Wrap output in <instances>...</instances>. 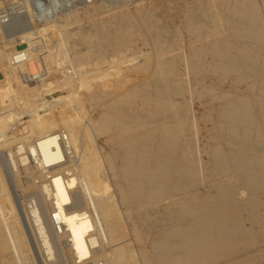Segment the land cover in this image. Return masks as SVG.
<instances>
[{
  "label": "bare ground",
  "instance_id": "1",
  "mask_svg": "<svg viewBox=\"0 0 264 264\" xmlns=\"http://www.w3.org/2000/svg\"><path fill=\"white\" fill-rule=\"evenodd\" d=\"M5 1L0 0V5ZM144 7L137 15L123 10L115 12L110 16L109 25L103 26V23L87 37L84 34L91 41V47L83 54L101 59L105 54L102 45L107 40L111 44L109 48L118 54L117 61H133L134 57L130 59L125 53L131 37L146 30L155 38L160 33L152 25L140 22L145 17L142 15L151 11ZM193 7L187 6L189 11L186 8L185 13H182L184 9L180 11L186 14V26L191 32L196 31L195 40L200 41L195 50L192 46L195 58L192 57L189 64L198 76L201 91L209 95L206 111L213 112V136L219 141L213 149L214 174L218 175L219 170L220 174L226 175L231 187L219 190L210 209L183 206V213L190 218L188 233L182 237L181 245L189 253L202 247L221 249L233 245L234 236L242 232L241 210L248 211L254 219L259 216L257 220L264 226V212L260 211L259 204L257 206L255 194L257 189H264V0H218L217 5L204 0V4ZM1 12L0 25L6 21V15ZM25 31L22 35L16 34L20 35L18 40L13 38L16 43L10 42L11 37L7 40L0 31L6 39L2 38L3 47H0V81L5 77L12 80L11 84L5 83L7 87L0 82L7 88L0 86V149H8L16 184L22 191L33 193V198L39 202L36 200V204L26 209V218L40 251L46 255V260L55 264H99L101 258L105 264H123L127 260V264H137V260L140 264H149V257L132 247L136 237L139 239L140 231L139 228L132 229L127 216L130 213H125L121 207L123 204L128 207L131 202L142 206L166 191H181L182 180L195 177L194 160L188 157L190 147L183 137L185 125L196 126L195 117L191 120L187 115L189 108L186 109L188 112L184 107L179 109L174 100L184 90L179 87L184 76L174 62L163 57L165 47L161 46V41L155 44L154 52L144 62L132 65V68L149 72V78L135 82L125 90L101 82L94 83L87 94L78 93L79 85L85 87L88 70L82 65L76 68L75 64L69 63L70 58L68 61L60 54H55L53 59L46 57L42 85L38 86L34 81L29 82L32 62H27L36 54V38L32 31ZM9 33L8 37L13 35ZM12 62L18 68L15 73ZM69 64L74 66L71 69L81 72L75 70L78 73H72ZM7 68L10 69L4 71ZM45 74L52 75V80H46ZM220 82L225 86L218 91L215 84ZM149 89L152 94L143 95L144 102L154 107L147 113L143 111L147 115H141L136 119L137 124L131 125L128 119L132 111H128L126 104L135 94ZM104 96L110 97L102 104L105 109L99 120L94 121L90 114L87 115L85 103L90 100L92 104L93 98ZM11 106L17 108H8ZM109 131H113L123 148L121 173L113 157L105 154L99 143V135ZM64 132H67L66 138ZM238 182H242L250 193L243 204L236 197L240 191ZM6 190L0 174V245L7 246L14 240L19 247H14L10 255L0 253V263L30 264L26 252L32 248V242L17 215L13 220L8 216L12 214V218L16 208ZM137 221L140 220L133 221L134 226ZM23 240L26 247L20 248ZM177 247L168 238L162 240L159 264H179L175 253Z\"/></svg>",
  "mask_w": 264,
  "mask_h": 264
},
{
  "label": "rangeland",
  "instance_id": "2",
  "mask_svg": "<svg viewBox=\"0 0 264 264\" xmlns=\"http://www.w3.org/2000/svg\"><path fill=\"white\" fill-rule=\"evenodd\" d=\"M211 1H213V3H216L217 5L218 0H211ZM198 2L204 4V0H94L92 2H88V0H76L75 4L73 5H67L68 3L66 2V0H53V2H50L48 0H7L0 5V11H2L1 14L3 13V15H6L5 17L6 21L1 23L0 31L4 33L3 34L4 36L6 35L5 38L7 40H11L12 38V40L10 41L12 43H16L17 42L16 40H18L20 35L26 32L25 31L26 29L32 31L35 34L36 45L34 44V46L38 50L36 49L35 52L36 54H34V56H31V59L29 58L30 60L28 59L27 61L29 63L32 62L31 66H29L28 64L29 66V72L27 71L28 75L30 74L33 75L34 73H36L35 71H38V69L40 68L39 73L36 74V77L38 79L34 78V79H30L29 81V82L34 81L35 85L37 84L38 86L42 85L41 77L44 76L43 72L45 71L44 70L46 64L45 59L47 56L48 57L50 56L49 58L53 59V57L55 58L56 56L55 54H60L61 56H64L68 61H70V59L71 61L74 60L73 62L70 61L69 63H73V65L75 64L76 68H80V65H82L81 67H84L83 69L88 70V73L86 75V79L88 76V80L85 83V87L84 85L83 86L79 85L80 87H77L78 93L80 92V94L82 95L87 94L89 90H91L93 86H95V84L98 85L101 82H103L102 84L108 83L107 85L112 84L111 88L112 87L116 88L118 86L117 89L125 90L135 82L146 81L150 76L149 72L141 68L140 69L136 67L132 68V65L134 62H136L134 64H139L144 62V60H146V57H149L152 54V52H154L156 47L155 44H157L158 42L160 43L162 41L160 44H162L161 46H163V48L165 47L164 48L165 53L163 54V57L168 58L170 59V61L174 62V64L177 66V69L180 70L182 77L184 76L183 77L184 81L180 84L179 87L180 88L184 87L183 89L185 91H188L185 92L184 90H182V92L180 91V94H177L179 96L175 94L176 96L174 98L173 95V98L177 102L178 105L177 107H179V109H181V107L182 108L184 107L186 111V109L189 108L188 110L189 113L187 115L191 120L195 117L193 120L195 121L196 123L195 127L197 128L194 127L195 128L194 129L192 127H188V125L187 126L185 125L186 130L185 133L183 134L186 144L188 145V147H190L188 149V157L194 160L193 164L195 165H193V171L195 173V177L192 179L187 177L186 179L182 180L183 189L181 191H169V192L166 191L162 196H157L153 198V200L148 202L147 204L142 206L139 205L141 208L138 206V204L134 202L128 204L129 205L128 207L125 204L122 205L121 207L122 210H124L125 213L127 214L130 213V215L127 216H129L128 219L130 218L128 221L132 229L139 228L138 230L140 231V237L139 239L136 237L137 241L135 239V244L132 247L134 249L136 248V250L143 253L144 255H147L149 257V264H159L162 258V256L159 253V243L165 238H168L169 240H171L172 243L178 245L175 253H176V257L180 261L179 264H264V226L262 227L261 223L258 222L257 219H259V216L254 219L251 217V214L246 210H241L240 212L239 216H241L240 223H241L242 232L240 235L234 236L233 245L221 249L212 248V247L211 248L202 247L196 249V251H192L191 253L185 251L183 249V246L181 245L182 237L184 236V234L188 233L187 224H188V219L190 218V215L187 216L183 213L184 211L183 206L192 207L196 209L197 208L210 209L214 203V197L218 195L219 190L223 188L230 189L231 187V181L226 175L220 174L219 170H217L218 175L214 174L215 165L213 163V149L215 145H218L219 141H217L213 136L214 134L212 128L213 112L206 111V107L209 106L207 103V101L209 100L208 99L209 95L206 94V92L201 91V87H199L200 84L197 82L198 76L194 73V70L189 64L191 60H193L192 57L195 58V56L192 55V53L195 54L194 50L196 49V47L200 45V41L195 40L197 39L196 33H194L196 31L191 32V30L186 26V21H185L186 14L184 15L182 13H185L187 6L195 7V5L197 6V4H199ZM143 5L146 6L144 7ZM142 7H144L145 9L148 8V10L150 9L151 11L150 10L149 11L152 12L153 14L149 12V14L148 13L146 14L148 15L147 17L146 15H142V17L143 16L145 17H143L144 19H141L142 17H140L139 18L141 19L140 22L144 23V25H152L153 27H155L156 30H158V33L159 32L160 33L155 38L152 37L151 32H150L151 34L149 35L148 33L149 30H146V32L143 33H141L142 31L136 32L131 37L132 41L130 40L131 42L126 47L125 53L130 59L134 57L133 61H129V62L127 61L119 62V60L117 61L118 54L115 53L112 50V48L111 49L109 48L111 47V44H109L107 40H105L102 45L103 49H105L104 50L105 54H103L104 56L101 58L102 60L96 57H93L94 58L93 59L92 57H88V55H86L87 51L91 47L90 46L91 41L88 38H86L90 32L96 31L95 28L99 27L100 25H103V23H104L103 26L109 25L111 23V17L115 14V12L123 10L129 12L132 15L133 14L137 15L138 11H140ZM104 8H106V10ZM22 9L25 10L26 12L23 11ZM180 11L182 13H180ZM187 11H189L188 8ZM7 14L9 15L7 16ZM181 16L184 17V20L183 19L181 20L182 18ZM102 19L103 20L106 19V21H103ZM92 20L94 23L91 22ZM98 21L100 22L96 23ZM3 25H6L8 28L3 27ZM87 29L88 32L86 31ZM7 32L8 33L12 32L9 34H13V35L12 36L10 35L8 37ZM2 33L0 35V47H3L2 44L3 39L6 40L2 36ZM16 34H20L19 37ZM84 34L86 35V37ZM13 38L16 40H13ZM157 39L158 40L160 39V41H158ZM190 40L193 41L191 42ZM62 42L65 44H62ZM66 44L67 46H65ZM192 46L194 50H191ZM62 47H64L65 49ZM105 47L108 48L106 49ZM85 52L86 54L84 55L83 53ZM76 53L78 55H76ZM81 55L86 57L83 56L81 57ZM73 57H75L76 59ZM87 57L88 60H86ZM81 58H84L85 62L87 61L86 62L87 65ZM178 59H180L181 61ZM136 60H138V62ZM11 64L13 65V69L15 68L13 72L15 73L18 70V68L14 67L15 65L13 64V62ZM73 65L69 64L68 66L69 71L71 70V72L72 73L74 72L75 74L81 72L80 70L78 71V69L76 68L75 70L78 72L73 70L74 69ZM70 67L73 69H71ZM31 68L34 69L32 70ZM8 69L10 68L5 69L4 71H7ZM90 69L91 70L96 69L97 71L96 70H95L96 72L93 70L90 71ZM100 72H102V74ZM15 76L17 77V75ZM45 78L46 80L51 81L52 75L45 74ZM215 80H216V76H215ZM227 80L228 79H226L225 81ZM0 82H3L5 87H7L6 85L8 84V82H10L9 84H11L12 80H10L8 77H5ZM4 85L0 83V86H2L3 89H7L4 87ZM18 85L20 86L21 83H19ZM215 86H216V90L220 91L221 88L224 87L225 85H221L220 82L219 84L216 83ZM57 93L58 92H55L54 94L57 95ZM146 94L151 95L152 91L149 89L145 92L137 93L135 94V96H133L131 100H128V103L126 104V108L129 106L127 108L128 111H132L129 112L130 116L128 119L131 122V125H136L137 120L141 118V115L144 116L147 115V114H143V111L144 113L145 112L147 113L148 109H153L154 107L153 105L150 106L146 105V103L144 102L143 95L145 96ZM109 97L104 96V98H100V99L97 97V99L93 98V100L91 98V100L95 104L93 102H91L92 104H90V100H88L89 103L88 102L85 103V111H87V115L90 114L89 117L94 121L99 120L101 116V112L104 111L105 109V106H103L102 104L107 102ZM0 98H1L0 99V103H1L2 97ZM181 100L183 101V103L180 102ZM178 102L182 104H179ZM52 104L55 105V103ZM12 107L13 108L15 107V109L17 108L16 106H11L8 108H12ZM130 113L132 114V116ZM135 116H137L138 118ZM64 134L66 138L67 132H64ZM99 143L103 147L105 154H110L111 157H113L114 163L116 164L118 170L121 173L120 168L122 166L121 164L124 156L123 148L115 139L113 131L100 134ZM225 144L226 145L224 146V149L225 152H227L228 145L226 141ZM0 150H1L0 174L3 176L6 184V188H7L6 192L8 191L7 192L8 196L10 197L12 196L16 208L15 212L13 213L15 216L13 215L12 218H11L12 214L8 216H10V219L13 220L14 218L16 219V215H17L19 222L21 220L22 222L21 224H23L22 227L26 236H28L29 239H31L32 248H29V250H27L26 252V254L30 257V264H55V262L53 263L52 261L46 260L44 257L46 255H44L40 251V247L36 243V240L32 233L33 231L31 228V224H29L30 222L27 219L28 215H26V211L30 208L29 206L36 204L37 198H33L34 195L31 192L30 194H28V191L25 192L22 191L20 187L16 184L17 179L16 177H14L15 171L11 168L12 165L8 155V149L4 148ZM112 181L116 182V179L112 178ZM123 183L126 185L125 181H123ZM237 188H239L240 190L238 191V194H236L237 201L240 202V204H243L247 200L248 196H250V193L248 189H246L245 186L242 184V182H238ZM107 189L105 187V190ZM255 194H257L256 196L258 200L257 206L259 204L260 211L264 212V189L262 188L257 189V192ZM164 198H167L165 199V202L162 201V199ZM134 205L137 206L138 209H136L137 207L135 208L136 210L133 209L135 207ZM147 210L153 212V215L151 212L148 213ZM160 210H163L165 212ZM136 219L140 221H137V224L134 226L133 221ZM175 231H178L179 233H176ZM25 242L26 241L23 240V243L20 245L21 246L20 248L26 247ZM9 245L7 246L0 245V253L10 255L11 252L14 250V247L16 248L19 247V245L16 244L14 240L10 241ZM102 259L103 258L98 260L99 264L106 263ZM127 261H125L126 263L123 264H127L128 263ZM0 264H2V262ZM137 264H140L139 260H137Z\"/></svg>",
  "mask_w": 264,
  "mask_h": 264
},
{
  "label": "built area",
  "instance_id": "3",
  "mask_svg": "<svg viewBox=\"0 0 264 264\" xmlns=\"http://www.w3.org/2000/svg\"><path fill=\"white\" fill-rule=\"evenodd\" d=\"M48 1L53 2V0H48ZM92 1H94V0H88V2H92ZM66 2L68 3L67 5H73V4H75L76 0H66ZM38 65H40V64H38ZM39 71H40V68L38 69V71H35L36 73H34L32 75L31 79L37 78L36 74L39 73Z\"/></svg>",
  "mask_w": 264,
  "mask_h": 264
},
{
  "label": "water",
  "instance_id": "4",
  "mask_svg": "<svg viewBox=\"0 0 264 264\" xmlns=\"http://www.w3.org/2000/svg\"><path fill=\"white\" fill-rule=\"evenodd\" d=\"M21 48V47H20ZM0 77H1V74H0Z\"/></svg>",
  "mask_w": 264,
  "mask_h": 264
}]
</instances>
